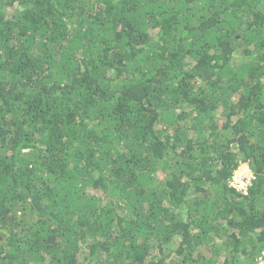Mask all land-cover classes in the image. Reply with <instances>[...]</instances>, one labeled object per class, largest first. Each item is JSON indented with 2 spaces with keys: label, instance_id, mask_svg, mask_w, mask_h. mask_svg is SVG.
<instances>
[{
  "label": "trees",
  "instance_id": "trees-1",
  "mask_svg": "<svg viewBox=\"0 0 264 264\" xmlns=\"http://www.w3.org/2000/svg\"><path fill=\"white\" fill-rule=\"evenodd\" d=\"M262 259L264 0H0V264Z\"/></svg>",
  "mask_w": 264,
  "mask_h": 264
},
{
  "label": "built area",
  "instance_id": "built-area-1",
  "mask_svg": "<svg viewBox=\"0 0 264 264\" xmlns=\"http://www.w3.org/2000/svg\"><path fill=\"white\" fill-rule=\"evenodd\" d=\"M254 178L253 173L249 169H245L244 172L240 170L235 173L231 184L233 188H236L237 190H244L246 194L247 187ZM260 264H264V259L261 260Z\"/></svg>",
  "mask_w": 264,
  "mask_h": 264
},
{
  "label": "clouds",
  "instance_id": "clouds-1",
  "mask_svg": "<svg viewBox=\"0 0 264 264\" xmlns=\"http://www.w3.org/2000/svg\"><path fill=\"white\" fill-rule=\"evenodd\" d=\"M243 166H244V168H243V169H249V170H250V168H249V165H248V164H243V165H241V166H240V168H241V167H243ZM240 168L238 169V171H240V170H241ZM250 171H251V170H250ZM251 172H252V171H251Z\"/></svg>",
  "mask_w": 264,
  "mask_h": 264
},
{
  "label": "rangeland",
  "instance_id": "rangeland-1",
  "mask_svg": "<svg viewBox=\"0 0 264 264\" xmlns=\"http://www.w3.org/2000/svg\"><path fill=\"white\" fill-rule=\"evenodd\" d=\"M243 168H244V166L240 168L242 172H244V171H245V169H243ZM260 262H261V261H260ZM259 264H260V263H259Z\"/></svg>",
  "mask_w": 264,
  "mask_h": 264
}]
</instances>
